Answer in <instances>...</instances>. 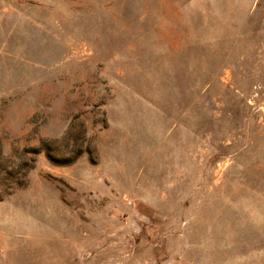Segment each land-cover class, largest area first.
Returning a JSON list of instances; mask_svg holds the SVG:
<instances>
[{
	"label": "rangeland",
	"instance_id": "obj_1",
	"mask_svg": "<svg viewBox=\"0 0 264 264\" xmlns=\"http://www.w3.org/2000/svg\"><path fill=\"white\" fill-rule=\"evenodd\" d=\"M0 264H264V0H0Z\"/></svg>",
	"mask_w": 264,
	"mask_h": 264
}]
</instances>
